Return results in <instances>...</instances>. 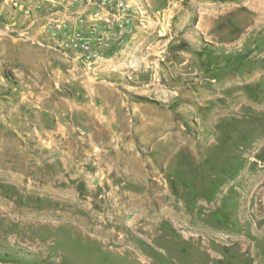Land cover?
I'll return each mask as SVG.
<instances>
[{"label":"rangeland","instance_id":"obj_1","mask_svg":"<svg viewBox=\"0 0 264 264\" xmlns=\"http://www.w3.org/2000/svg\"><path fill=\"white\" fill-rule=\"evenodd\" d=\"M129 2L89 66L0 6V264H264V0Z\"/></svg>","mask_w":264,"mask_h":264},{"label":"built area","instance_id":"obj_2","mask_svg":"<svg viewBox=\"0 0 264 264\" xmlns=\"http://www.w3.org/2000/svg\"><path fill=\"white\" fill-rule=\"evenodd\" d=\"M0 6L32 24L42 20L55 44L86 66L104 60L135 20L143 21V10L129 0H0Z\"/></svg>","mask_w":264,"mask_h":264},{"label":"crops","instance_id":"obj_3","mask_svg":"<svg viewBox=\"0 0 264 264\" xmlns=\"http://www.w3.org/2000/svg\"><path fill=\"white\" fill-rule=\"evenodd\" d=\"M133 31V29L132 30H129L128 32H126V33H129V32H132ZM134 32V31H133ZM130 34V33H129Z\"/></svg>","mask_w":264,"mask_h":264},{"label":"bare ground","instance_id":"obj_4","mask_svg":"<svg viewBox=\"0 0 264 264\" xmlns=\"http://www.w3.org/2000/svg\"><path fill=\"white\" fill-rule=\"evenodd\" d=\"M263 1V0H262ZM259 3V2H258ZM263 3V2H262ZM262 6V5H261ZM260 8H262V7H260Z\"/></svg>","mask_w":264,"mask_h":264}]
</instances>
